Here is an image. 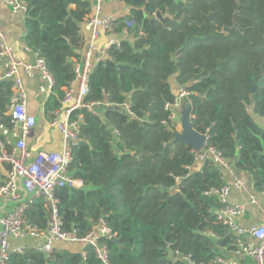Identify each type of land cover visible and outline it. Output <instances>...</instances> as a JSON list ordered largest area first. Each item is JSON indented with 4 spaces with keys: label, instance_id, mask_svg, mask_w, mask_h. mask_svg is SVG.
<instances>
[{
    "label": "trees",
    "instance_id": "obj_1",
    "mask_svg": "<svg viewBox=\"0 0 264 264\" xmlns=\"http://www.w3.org/2000/svg\"><path fill=\"white\" fill-rule=\"evenodd\" d=\"M22 1L25 43L53 79L44 108L50 120L74 76L85 45L81 25L93 6L90 0ZM118 1L129 10L110 32L126 29L127 36L93 66L85 99L129 101L133 116L82 109L69 171L83 186L58 188L55 199L63 229L84 236L103 220L119 242L100 240L107 263L90 246L64 243L49 253L28 246L11 254L9 264H210L222 248L236 249L235 235L215 213L221 203L207 193L224 183L220 168L208 157L191 171L196 151L171 141L177 130L165 104L174 98L172 78L190 93V121L206 135L204 149L249 173L254 189L264 193V128L254 119L264 118V0ZM157 11L169 18L161 22ZM233 24L237 31L223 32ZM11 94V83L0 81V127L6 130ZM50 209L37 198L26 221L44 231Z\"/></svg>",
    "mask_w": 264,
    "mask_h": 264
},
{
    "label": "built area",
    "instance_id": "obj_2",
    "mask_svg": "<svg viewBox=\"0 0 264 264\" xmlns=\"http://www.w3.org/2000/svg\"><path fill=\"white\" fill-rule=\"evenodd\" d=\"M9 6L13 13L26 14V4L22 0H1ZM92 12L85 19V24L90 30V42L83 54L74 62V76L64 88L63 97L52 113L49 124L61 134V149L59 151L39 150L32 153L26 144L27 138L36 126L35 117L30 114L26 106V91L19 75L20 69L29 73L35 69L40 78L52 90L53 79L44 60L36 53L33 63H24L17 60L11 46L7 42L6 34L0 29V58L4 63L0 66V81L11 83L12 94L8 107L10 116V132L16 133V138L0 134V165H6L5 177L0 184V200L12 202L3 214L0 215V264H9L13 253H20L26 247L11 245V239L23 240L36 238L38 241L29 246L43 253H49L54 244L70 243L82 248L90 246L96 256L104 263L108 260V249L100 240L115 237L110 227L100 220L86 235L78 236L75 229L65 230L59 215L55 191L58 188H80L83 181L74 177L69 166L72 162V150L79 142L81 125L83 123L82 109L99 114L100 108L117 106L119 111L133 116L129 101L121 104H112L107 100L87 101L88 80L93 66L107 57V52L112 45L119 43L118 38L111 40L104 46H97L95 40L100 33L110 32L114 21L119 16L117 12L102 14L104 0H90ZM94 2V4H93ZM133 22L127 21L126 27H132ZM127 36V30L122 37ZM175 82V79L172 78ZM176 83V82H175ZM189 91L184 86L176 83V92L170 103L165 104V109L170 111V120L177 123V117L183 103L186 102ZM205 148V146H204ZM201 149L196 152V160L212 159L221 170L232 174V167L213 148ZM231 188L246 189V184L241 179L224 182L219 188H211L207 193L216 195L221 206L215 211L217 219L235 235L237 253L244 254L252 259L253 264H264V223L243 226L237 219L245 213L243 204L229 201ZM37 198H44L50 205V214L44 231H39L35 226L26 221L25 212L29 205ZM247 237L257 239L258 244L252 245ZM210 264H236L223 256H216Z\"/></svg>",
    "mask_w": 264,
    "mask_h": 264
},
{
    "label": "crops",
    "instance_id": "obj_3",
    "mask_svg": "<svg viewBox=\"0 0 264 264\" xmlns=\"http://www.w3.org/2000/svg\"><path fill=\"white\" fill-rule=\"evenodd\" d=\"M129 8L118 0H104L102 7V14H108L110 12H117L118 15L128 13ZM0 29L6 34L7 42L11 46L15 58L26 64L33 63L36 59V52L28 47L25 43L26 26H25V14L13 13L9 6L4 4L0 0ZM81 33L85 39V45L80 50V54H83L87 44L90 42V30L86 26L85 22L81 25ZM122 34H115L112 32L100 33L95 40L97 46H104L113 39H121ZM4 63V59L0 58V66ZM19 75L23 81V85L26 91V106L30 114L36 119V126L33 132L26 140L28 149L35 153L39 150L59 151L61 149V134L55 128H52L49 124V119L46 117L45 105L50 96V90L47 87V83L40 78L38 71L35 69L29 73L20 69ZM172 90L176 92V83L172 79ZM255 121L264 128V118L258 115H254ZM0 133L10 135L12 139L16 138V133H11L9 129L0 127ZM202 162L196 160L190 167L191 171H196L201 168ZM232 167V166H231ZM221 170V169H220ZM6 168L4 165H0L1 180L5 177ZM223 182H232L235 179H241L247 186L246 189L231 188L229 192V201L238 202L244 205L245 213L237 221L243 226L257 225L264 223V193L254 189L252 176L241 170H237L232 167V174L227 171L221 170ZM12 202H5L0 200V215L3 214ZM252 245H257V239L253 237L246 238ZM38 240L36 238H26L23 240L11 239V245L15 246H32ZM65 246L64 243L57 242L54 247ZM221 255L228 258L236 264H253L250 257L244 254L237 253L236 249L222 248Z\"/></svg>",
    "mask_w": 264,
    "mask_h": 264
},
{
    "label": "water",
    "instance_id": "obj_4",
    "mask_svg": "<svg viewBox=\"0 0 264 264\" xmlns=\"http://www.w3.org/2000/svg\"><path fill=\"white\" fill-rule=\"evenodd\" d=\"M94 4V2H93ZM155 17L159 19L161 22H163L166 18H169V16H163L159 11L155 13ZM223 32H232L237 31V27L235 24H233L231 27L224 26L222 28ZM115 110L118 109L117 106L111 107ZM190 108L189 105L185 102L183 103L181 109H180V131L174 133L173 138L171 141H174L175 139L183 141L185 144L191 146L194 151L199 152L201 149L204 148L206 145V135L197 132L195 129H193L191 121H190ZM110 240L118 244V238L111 237ZM174 256L176 254L174 253Z\"/></svg>",
    "mask_w": 264,
    "mask_h": 264
},
{
    "label": "rangeland",
    "instance_id": "obj_5",
    "mask_svg": "<svg viewBox=\"0 0 264 264\" xmlns=\"http://www.w3.org/2000/svg\"><path fill=\"white\" fill-rule=\"evenodd\" d=\"M101 111H102V108L99 109V113ZM176 121H177V123H176V130H177V132H179L180 131V110H179L178 117H177V120Z\"/></svg>",
    "mask_w": 264,
    "mask_h": 264
}]
</instances>
